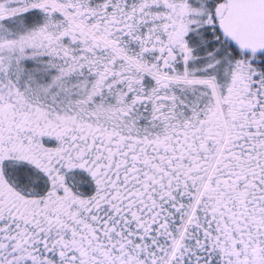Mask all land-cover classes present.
I'll list each match as a JSON object with an SVG mask.
<instances>
[{"label": "snow or ice", "instance_id": "obj_1", "mask_svg": "<svg viewBox=\"0 0 264 264\" xmlns=\"http://www.w3.org/2000/svg\"><path fill=\"white\" fill-rule=\"evenodd\" d=\"M0 264H264V0H0Z\"/></svg>", "mask_w": 264, "mask_h": 264}]
</instances>
